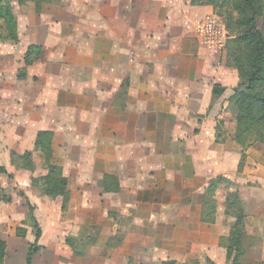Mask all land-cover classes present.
Returning <instances> with one entry per match:
<instances>
[{
    "label": "crops",
    "instance_id": "1",
    "mask_svg": "<svg viewBox=\"0 0 264 264\" xmlns=\"http://www.w3.org/2000/svg\"><path fill=\"white\" fill-rule=\"evenodd\" d=\"M10 1L14 12L16 4L35 9L32 17L15 15L18 42L0 43L6 170L24 194L35 195L31 180L46 172L18 169L11 158L32 152L39 167L37 135L53 133V164L67 192L57 199L40 195L50 227L69 230L65 243L73 237L92 246L103 264H225L223 240L236 234L237 208L228 199L236 195L256 245L247 244L261 249L264 145L243 148L228 127L225 108L238 73L198 34L215 16L212 6L194 0ZM47 5L62 17H48ZM32 45L42 48L44 71L26 67L21 77ZM215 85L225 89L218 99Z\"/></svg>",
    "mask_w": 264,
    "mask_h": 264
},
{
    "label": "trees",
    "instance_id": "2",
    "mask_svg": "<svg viewBox=\"0 0 264 264\" xmlns=\"http://www.w3.org/2000/svg\"><path fill=\"white\" fill-rule=\"evenodd\" d=\"M47 2V0H40ZM195 5H208L214 8L219 16H222L226 22L227 29L231 35L227 43V66L237 71L239 84L234 90V94L228 100L225 108L226 112L233 115L237 131L234 141L248 148L254 144L264 145V28H261V22L264 18V0H194ZM0 21L3 22V32H0V40L6 43H16L19 41L18 21L14 14L10 0H0ZM42 55V48L32 45L28 48L24 56L25 68L21 72V77L26 76V67L32 66L38 62ZM225 89L220 85H215L213 96L218 99L222 96ZM220 132L217 133V140H220ZM53 133L41 131L38 133L34 152L38 153L42 159V169L46 170V175L32 178V187L40 190L43 196L57 199L64 197L67 192V180L59 174L58 167L53 161ZM11 164L22 170L35 173L39 168L34 161L32 152L24 155L13 154ZM0 173L7 175L5 167H0ZM9 176V175H8ZM11 178V176H9ZM221 180V179H219ZM116 187L119 186L117 180ZM231 184V183H228ZM232 185V184H231ZM207 193H214V185ZM0 200L10 202L11 198ZM228 202L237 211L236 222L233 225L235 236L223 240L222 245L227 249V260L232 264H243L246 256L245 241L248 240L246 233V207L239 196L232 195ZM35 207L29 204V213L23 224L29 226L35 231L34 243L29 247L26 264H33V259L42 250L40 244L43 232L34 215ZM28 231L25 227L16 229V237L26 238ZM264 238V231L262 234ZM66 244L72 249L74 254L84 257L88 245L79 244V240L68 237ZM7 247L0 239V264L5 263ZM160 264H177L175 262H162ZM190 264H201L198 261ZM207 264H216L207 260Z\"/></svg>",
    "mask_w": 264,
    "mask_h": 264
},
{
    "label": "rangeland",
    "instance_id": "3",
    "mask_svg": "<svg viewBox=\"0 0 264 264\" xmlns=\"http://www.w3.org/2000/svg\"><path fill=\"white\" fill-rule=\"evenodd\" d=\"M49 1V0H47ZM55 5V4H54ZM16 14L18 17H32L34 14V7L22 8L19 4H16ZM48 17H62L63 12L58 9L56 6L47 5L44 7ZM214 9V8H213ZM215 12V11H214ZM33 13V14H32ZM70 17V16H68ZM72 17V16H71ZM215 18L219 21V23L226 27L227 25L222 16H219L215 12ZM206 20V19H205ZM204 20V21H205ZM203 21V22H204ZM3 22L0 21V32H3ZM261 28H264V18L261 22ZM228 30V29H227ZM229 32V30H228ZM18 35H19V26H18ZM230 35V33H229ZM231 38V35H230ZM229 41V40H228ZM0 43L2 42L0 40ZM227 48V47H226ZM226 48L222 51V60H226L227 62V51ZM42 55L40 60L42 59ZM45 59V57H44ZM43 59V60H44ZM47 59V55H46ZM45 59V62L47 61ZM36 62L33 64L30 69H34L33 74H39L44 71V68L40 62ZM45 65V63L43 64ZM28 67V68H29ZM46 67V66H45ZM28 68H26V72L28 73ZM229 113V112H228ZM228 127H234L237 131L236 122L231 113L227 115ZM233 128V129H234ZM235 134V133H234ZM233 134V136H234ZM5 143L0 138V167H7V161L9 158V154L6 152ZM39 156V155H38ZM40 160V159H39ZM42 165V164H41ZM40 165V166H41ZM41 169L37 174H43L46 170ZM14 170V169H11ZM47 173V172H46ZM14 178H11L7 175H3L0 173V198H11L10 202H6L0 200V239L4 241L7 247V255L4 264H26V258L28 254L29 247L34 243L35 240V231L29 226L23 224L27 218L29 213V204L31 203L38 205L39 212L37 210L34 212V215H38L39 220L42 222L41 227L43 228V236L40 240V244L43 246V250L34 257L33 264H103L102 262L97 261L98 254H96L92 250V246L86 248V255L84 257L74 254L72 249L66 245L65 243V235L69 232V230L57 228L56 230L50 227L48 222V213H47V200H42V196L37 188L33 187L34 194L26 195L20 189V186L16 183ZM32 187V186H31ZM56 208H54L55 210ZM23 222L21 223V221ZM18 227H25L28 231V235L26 238L21 239L16 237V229ZM63 231V232H62ZM60 234L59 240H56L54 235ZM90 235H94L95 232L89 233ZM261 239H264L263 237ZM250 244L255 246L254 240H247ZM245 241L246 248V256L244 258L243 264H264V245H262L261 249H251V247ZM80 244V242H79ZM253 259H261L260 262L254 261ZM263 259V260H262ZM228 264H232V262L227 261ZM225 263V264H227ZM204 264H207L205 262Z\"/></svg>",
    "mask_w": 264,
    "mask_h": 264
},
{
    "label": "built area",
    "instance_id": "4",
    "mask_svg": "<svg viewBox=\"0 0 264 264\" xmlns=\"http://www.w3.org/2000/svg\"><path fill=\"white\" fill-rule=\"evenodd\" d=\"M198 34L203 45L215 54L222 53L230 39L228 30L219 23L215 16L208 17L199 25Z\"/></svg>",
    "mask_w": 264,
    "mask_h": 264
}]
</instances>
